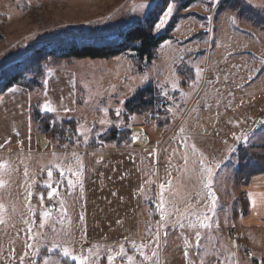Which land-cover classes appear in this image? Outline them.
<instances>
[{
    "label": "rangeland",
    "instance_id": "rangeland-1",
    "mask_svg": "<svg viewBox=\"0 0 264 264\" xmlns=\"http://www.w3.org/2000/svg\"><path fill=\"white\" fill-rule=\"evenodd\" d=\"M162 3L149 32L165 36L150 61L126 52L52 64L41 88L30 72L32 88L13 84L0 94V264H74L64 248L109 264L122 246L134 264H264L256 259L264 228L245 225L242 205L251 177L264 174V0H0V73L41 41L74 38L80 26L82 36L112 35L156 16ZM26 63L13 71L21 74ZM147 87L151 100L140 95ZM139 95L153 107L135 108ZM33 107L62 124V136L52 127L36 136L39 145L50 142L46 152L33 144ZM123 115L134 139L126 147H141L130 155L104 149L115 148L106 132L120 128ZM90 141L103 147L93 152ZM201 159L213 171L210 187ZM53 181H60L58 213L46 202ZM232 226L249 249L236 263L227 256Z\"/></svg>",
    "mask_w": 264,
    "mask_h": 264
},
{
    "label": "trees",
    "instance_id": "trees-1",
    "mask_svg": "<svg viewBox=\"0 0 264 264\" xmlns=\"http://www.w3.org/2000/svg\"><path fill=\"white\" fill-rule=\"evenodd\" d=\"M181 2V5H188L196 0H177ZM161 9L155 11L154 17L148 14L144 19L137 22L132 27H121L122 30L115 32L112 35H93V36H82L79 34L80 27L74 29V38H51L44 41H41L37 46L29 48L24 54V57L20 60H15L8 64H5L1 67L2 72L0 73V94L3 93L8 87L13 84L20 85L25 88H32V86H37L41 88L40 78L43 76L45 69L52 64H68L72 61L82 59V58H105L114 55H119L121 53L132 52L140 60L150 61L153 57L154 48L162 41L165 35H152L149 31L151 28L152 22L156 21L157 15L160 14V11L164 8L165 3L159 4ZM89 25V24H88ZM173 23H171L169 28H172ZM119 29V28H118ZM116 29V31L118 30ZM20 61V64L26 63L29 68H26L21 72V74L15 73L13 70L18 69L16 64ZM35 68V70H34ZM33 76H36V83L31 85L35 81L29 79L33 78L31 76L26 78L25 74L30 73ZM23 80H28L25 82ZM30 85V86H29ZM150 87L142 90L140 95H144L151 100L149 97ZM139 95V96H140ZM142 96L137 100V105L134 104L135 108H152L154 103L153 101H145ZM142 109V110H143ZM142 110H136L135 113H140ZM122 126L118 129L113 127L108 130L106 133L110 135V138H105L109 143L113 142L115 147H126L127 140H130V127L124 133V123L127 121V117L123 115ZM31 119L32 126L31 131L34 134H46L48 129L52 127L63 133L60 123L55 122L54 116L50 113H42L38 108L33 107L31 109ZM71 130L73 134L75 133V123L74 121H69ZM166 119L164 124H166ZM64 124V123H63ZM119 133L120 136L116 138V134ZM106 136V135H105ZM104 136V137H105ZM134 140V139H133ZM129 143V142H127ZM50 146V142L48 141ZM101 146V147H100ZM102 148L103 145L96 143L95 141H90L86 144V148L96 149ZM243 200V209L248 208V202L244 196Z\"/></svg>",
    "mask_w": 264,
    "mask_h": 264
},
{
    "label": "snow or ice",
    "instance_id": "snow-or-ice-1",
    "mask_svg": "<svg viewBox=\"0 0 264 264\" xmlns=\"http://www.w3.org/2000/svg\"><path fill=\"white\" fill-rule=\"evenodd\" d=\"M141 7H150V4L142 5ZM171 12H172V7H171V5H169L165 15L170 14ZM164 23H165V21L163 19H161L160 23L156 25V28L157 29L161 28L164 25ZM195 72H196V75L199 76L200 70L196 69ZM165 96H167V93H165ZM44 108H45L46 111H54V109L49 107V105H47V104L44 105ZM105 111H107V110L105 109ZM169 111H170V109H169ZM115 112H116V115L119 116L121 114V109L117 108L115 110ZM100 123L104 124L105 121L101 120ZM78 134L81 135V136L84 135V133H80L79 132V129H78ZM244 139H245V141H247V137H244ZM192 147H193V150H194L195 149V145H193ZM199 164H200L201 168L203 169V171L206 172L208 177H209V181H208V184L206 185V187H210L211 184H212L211 177L213 176L212 168L208 167L203 159H201L199 161ZM0 167H3V165H0ZM54 167H55V165L50 166L49 170L47 172V177H48L49 180H52V178H53V176L55 174L54 171H53ZM217 167H219V165H217ZM57 172H58L59 176H61V177L65 176V172H64L63 168L57 169ZM72 174L73 175H78V173H72ZM59 183H60V181H53L52 183L45 184V187L49 189V191L47 192V196H48L49 199H52L56 195V193L58 191ZM66 184H67L68 187H71L73 185L72 179H67L66 180ZM0 186H3V182L2 181H0ZM160 188H161V191H163L164 185L161 184ZM210 195L212 197V206H213L211 211H214L217 198L215 197V195L213 193H210ZM249 198H250V202H251L252 206L254 207L255 204H256V201L254 199H252V194L251 193H249ZM0 207H2V205H0ZM160 207L161 208L163 207V201H161ZM44 215H47V213H45ZM163 218L164 217H163V213H162L161 214V219H163ZM205 218H207V216ZM41 226H43V225H41ZM202 226L205 227V228L210 227V225H208V224H204ZM196 237H197V247H199V239H200V237H199V233L198 232L196 233ZM29 247H31V245H29ZM54 247H58V246L54 245ZM133 247H135V245H133ZM48 251H52V249H49ZM62 255L64 257H70V259L74 262V264H92V261L89 260L88 257H86L84 255H79V256L73 255L67 248H64L62 250ZM140 255L143 257L144 261H147V260L150 259L148 256H145L142 251L140 252ZM155 255L156 254L153 253V256H155ZM185 255L187 256V252L185 253ZM117 257H119L121 260H126L127 264H134L133 257L131 255H128V252L125 250V248L123 246L119 249V252L117 253L116 257H114L112 255H108L106 259L109 262V264H112V262ZM45 264H47V260L45 261Z\"/></svg>",
    "mask_w": 264,
    "mask_h": 264
},
{
    "label": "crops",
    "instance_id": "crops-1",
    "mask_svg": "<svg viewBox=\"0 0 264 264\" xmlns=\"http://www.w3.org/2000/svg\"><path fill=\"white\" fill-rule=\"evenodd\" d=\"M257 114L259 112H256ZM255 113V114H256ZM192 127V125H191ZM190 128V127H189ZM39 134H34V139H33V144L35 145V147L37 146V149L39 150V152H46L47 149L50 147L48 145V140L45 139V143L46 144H42L39 145L37 143V139H36V136H38ZM43 135V134H41ZM45 136V135H44ZM148 137V136H147ZM44 140V139H43ZM142 144V143H141ZM138 145V144H137ZM136 147V148H134ZM139 147V148H138ZM105 150H110V151H115V150H118V151H126L124 153L127 154V155H130L131 152H134L135 150H141V147L140 146H136V145H131V146H128V147H115V148H104ZM91 150H94L93 152H96L97 149H91ZM100 160H102V158L100 157L99 158ZM262 178H263V182L262 181ZM97 185H100V183H97ZM262 188V190H260ZM247 192H246V200L248 202V208L249 211L247 213V209L245 210V213H244V219H245V225L247 227H253L254 229H261V228H264V174H257V175H254L251 177L250 179V184L247 185ZM249 193L252 194V199H254L256 201V204L255 206L253 207L251 202H250V198H249ZM58 207L61 208L60 204L58 203ZM61 211V210H59ZM62 213V212H60ZM235 218H237L239 215H237V212H235ZM242 217V216H241ZM247 218H251L249 221H247ZM242 221V220H241ZM232 227H235V226H232ZM237 228V227H236ZM235 228V229H236ZM237 230V229H236ZM238 231V230H237ZM173 233V232H172ZM131 234L133 235V233L131 232ZM230 234V232H229ZM231 236V235H230ZM240 236L241 238H243L245 241H247L242 233L240 232ZM132 237V236H131ZM119 239H123V240H129L131 238H127V237H124V238H119ZM126 242V241H125ZM233 243H235V247L233 249V252H230V251H227L228 253V258L230 259L231 261V257L234 256V259H235V263L237 261V258H241V255L244 253H242L239 249V246H238V243L237 241L235 240H232ZM127 244V242L125 243ZM248 244V243H247ZM264 247V246H263ZM134 249H136V247H134ZM256 251L258 252V257H256V259H261L262 257V251L261 248H256ZM180 254L183 256L184 252L182 250H180ZM183 260V259H182ZM198 261V259L196 260ZM213 261L215 263H219V259L218 258H215L213 257ZM182 264H186L185 261H181Z\"/></svg>",
    "mask_w": 264,
    "mask_h": 264
},
{
    "label": "built area",
    "instance_id": "built-area-1",
    "mask_svg": "<svg viewBox=\"0 0 264 264\" xmlns=\"http://www.w3.org/2000/svg\"><path fill=\"white\" fill-rule=\"evenodd\" d=\"M230 235L231 236H233V239L235 240V241H237V243H238V246H239V249L244 253V254H246L247 253V244L241 239V240H239L238 239V237H239V233H238V231L234 228V227H232V228H230ZM249 250V249H248ZM246 252V253H245ZM261 263H264V253H263V256H262V259H261V261H260ZM253 264H256V263H254L253 262Z\"/></svg>",
    "mask_w": 264,
    "mask_h": 264
},
{
    "label": "flooded vegetation",
    "instance_id": "flooded-vegetation-1",
    "mask_svg": "<svg viewBox=\"0 0 264 264\" xmlns=\"http://www.w3.org/2000/svg\"><path fill=\"white\" fill-rule=\"evenodd\" d=\"M152 95H153L152 93H149V97L150 98L152 97ZM154 98H156L155 95H154ZM134 148H136V147H134ZM46 202L47 203H53L57 207V211L56 212H53V213H58L59 207H58V201H57V199H55L54 197L52 199H49L47 197V201Z\"/></svg>",
    "mask_w": 264,
    "mask_h": 264
},
{
    "label": "water",
    "instance_id": "water-1",
    "mask_svg": "<svg viewBox=\"0 0 264 264\" xmlns=\"http://www.w3.org/2000/svg\"><path fill=\"white\" fill-rule=\"evenodd\" d=\"M48 208L51 212H56L57 211V207L53 204V203H47Z\"/></svg>",
    "mask_w": 264,
    "mask_h": 264
},
{
    "label": "bare ground",
    "instance_id": "bare-ground-1",
    "mask_svg": "<svg viewBox=\"0 0 264 264\" xmlns=\"http://www.w3.org/2000/svg\"><path fill=\"white\" fill-rule=\"evenodd\" d=\"M143 138V137H142ZM42 144H43V142H42Z\"/></svg>",
    "mask_w": 264,
    "mask_h": 264
}]
</instances>
